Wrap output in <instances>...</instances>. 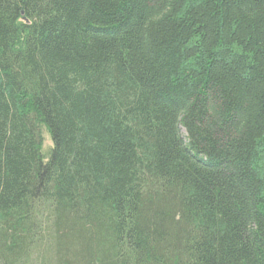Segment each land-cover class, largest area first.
<instances>
[{
	"label": "trees",
	"instance_id": "1",
	"mask_svg": "<svg viewBox=\"0 0 264 264\" xmlns=\"http://www.w3.org/2000/svg\"><path fill=\"white\" fill-rule=\"evenodd\" d=\"M0 264H264V0H0Z\"/></svg>",
	"mask_w": 264,
	"mask_h": 264
},
{
	"label": "rangeland",
	"instance_id": "2",
	"mask_svg": "<svg viewBox=\"0 0 264 264\" xmlns=\"http://www.w3.org/2000/svg\"><path fill=\"white\" fill-rule=\"evenodd\" d=\"M50 139L46 134H43V145H42V151H46L47 148L50 146Z\"/></svg>",
	"mask_w": 264,
	"mask_h": 264
}]
</instances>
